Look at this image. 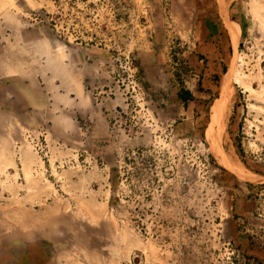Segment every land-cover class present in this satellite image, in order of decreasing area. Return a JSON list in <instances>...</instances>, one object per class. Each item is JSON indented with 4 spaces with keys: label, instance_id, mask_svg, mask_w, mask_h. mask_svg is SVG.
Instances as JSON below:
<instances>
[{
    "label": "rangeland",
    "instance_id": "1",
    "mask_svg": "<svg viewBox=\"0 0 264 264\" xmlns=\"http://www.w3.org/2000/svg\"><path fill=\"white\" fill-rule=\"evenodd\" d=\"M242 1L231 51L213 0H0L1 55L45 41L80 90L54 81L62 130L0 87V264H264V0Z\"/></svg>",
    "mask_w": 264,
    "mask_h": 264
},
{
    "label": "crops",
    "instance_id": "2",
    "mask_svg": "<svg viewBox=\"0 0 264 264\" xmlns=\"http://www.w3.org/2000/svg\"><path fill=\"white\" fill-rule=\"evenodd\" d=\"M242 2L244 1L213 0V11L206 25L212 30V39L221 42L220 39L224 37L223 44L231 51L240 43L243 35H246L245 30L253 28L251 14L245 7L247 2L244 4L245 8ZM19 35L21 42L20 45L17 44L19 46L7 45L5 55H1L0 48V87L6 90L12 86L19 92V99L23 104L20 116L26 118L23 126L33 128L57 125L64 130L65 124L61 120L53 119V106L48 105V101L54 100L55 80L60 85L59 88L64 87L67 92L79 94L76 81L63 66L62 59H55L52 49L50 53L47 51L45 41L32 43L29 34L28 38L21 31ZM37 100L41 102L40 111L35 106ZM38 114L43 115L45 120L39 121ZM49 116H52V119H48Z\"/></svg>",
    "mask_w": 264,
    "mask_h": 264
},
{
    "label": "bare ground",
    "instance_id": "3",
    "mask_svg": "<svg viewBox=\"0 0 264 264\" xmlns=\"http://www.w3.org/2000/svg\"><path fill=\"white\" fill-rule=\"evenodd\" d=\"M231 30V29H230ZM233 35V34H232ZM234 39V38H233ZM40 47V46H39ZM225 105V104H224ZM226 106V105H225ZM218 113H220V108H219V110H218V112L216 113V114H218ZM221 114V113H220ZM216 119H218V116H217V118ZM220 121H222V120H220ZM212 122H214V121H212ZM217 123H219L218 121L216 122V124ZM221 123V122H220ZM219 123V124H220ZM220 131V130H219ZM214 134V133H213ZM217 138V137H216ZM218 139V138H217ZM220 155V154H219ZM225 157V156H224ZM220 160L226 165V166H228L229 168H231V169H233V170H235V171H238L239 170V167L238 166H236V165H234V164H232L231 162H229L227 159H225V158H220Z\"/></svg>",
    "mask_w": 264,
    "mask_h": 264
},
{
    "label": "trees",
    "instance_id": "4",
    "mask_svg": "<svg viewBox=\"0 0 264 264\" xmlns=\"http://www.w3.org/2000/svg\"><path fill=\"white\" fill-rule=\"evenodd\" d=\"M182 101H188L192 99L191 94L188 91H182L178 96Z\"/></svg>",
    "mask_w": 264,
    "mask_h": 264
}]
</instances>
